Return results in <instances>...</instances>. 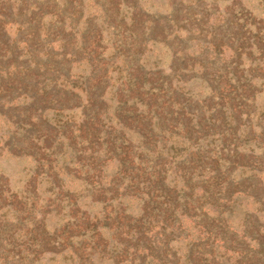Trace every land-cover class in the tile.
<instances>
[{
	"label": "trees",
	"instance_id": "16d2710c",
	"mask_svg": "<svg viewBox=\"0 0 264 264\" xmlns=\"http://www.w3.org/2000/svg\"><path fill=\"white\" fill-rule=\"evenodd\" d=\"M216 1L0 0V264H264V23Z\"/></svg>",
	"mask_w": 264,
	"mask_h": 264
},
{
	"label": "rangeland",
	"instance_id": "374dc122",
	"mask_svg": "<svg viewBox=\"0 0 264 264\" xmlns=\"http://www.w3.org/2000/svg\"><path fill=\"white\" fill-rule=\"evenodd\" d=\"M216 2L219 10L225 7V3H229V1L224 0H217ZM242 2L251 10L253 15L259 19L261 18L264 23V0H242ZM32 166L33 162L30 159L5 157L0 159V171L3 170L8 173L10 184H16L17 186L22 183L24 185L26 177L31 173Z\"/></svg>",
	"mask_w": 264,
	"mask_h": 264
}]
</instances>
